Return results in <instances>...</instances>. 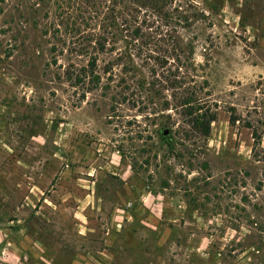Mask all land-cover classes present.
<instances>
[{
    "label": "rangeland",
    "instance_id": "374dc122",
    "mask_svg": "<svg viewBox=\"0 0 264 264\" xmlns=\"http://www.w3.org/2000/svg\"><path fill=\"white\" fill-rule=\"evenodd\" d=\"M169 1V64L155 77L176 71L177 42L190 47V86L216 114L206 140L185 137L175 92L147 91L152 46L138 57L110 43L87 92L76 76L94 52L82 40L100 26L77 15L87 6L0 0V264H68L76 252L88 254L77 264H264V0ZM115 206L136 222L106 235ZM81 211L95 228L85 239Z\"/></svg>",
    "mask_w": 264,
    "mask_h": 264
},
{
    "label": "trees",
    "instance_id": "16d2710c",
    "mask_svg": "<svg viewBox=\"0 0 264 264\" xmlns=\"http://www.w3.org/2000/svg\"><path fill=\"white\" fill-rule=\"evenodd\" d=\"M87 7L84 12L77 11L78 16H93L94 18H88L90 21H98L100 23L99 32L94 34H88L83 37V43H93L92 50L94 55H90L87 65L82 69L83 74L76 76V85H81L89 92L99 87L101 84L100 77L96 74L98 58L97 55L110 54L113 52L111 44H117L120 40L125 39L123 44L126 47H130L136 50V56L141 57L145 51L149 52V48L152 46L154 51L152 53L160 54V56H154L152 53L144 54L145 59L153 61V66L158 69L150 67L148 69L149 78L147 86L149 90L154 91L158 95L162 92L172 90L174 93L172 102L174 105L169 106V102L164 101L162 111L175 110L176 114L186 120L187 130L183 131L185 137L198 136L203 140H206L211 131V125L216 121V114L205 109L202 105V100L198 97V92L193 90L190 86L192 78L189 77L192 68L191 52H186L190 47L181 49L180 42L175 44L176 55L174 53V60L171 59V65L175 67V72L164 75L159 74L160 78L155 76L158 74V70L165 68L169 64L167 57V50L162 46H165L166 37L168 31L163 33L161 31L160 21H166L172 19L164 10L171 6L169 0H80ZM79 3V0H77ZM77 4V3H76ZM106 10V13H103ZM60 18V16H59ZM66 21V20H64ZM177 24L183 23V27L188 26V18L177 17ZM162 22V21H161ZM61 24H65L63 21ZM86 28H89L88 23H85ZM97 26V25H96ZM188 28V27H187ZM92 30V29H91ZM95 30V29H94ZM76 37L80 35V32L76 31ZM169 37H171L169 35ZM139 41V42H138ZM139 44H137V43ZM82 43V44H83ZM80 44V45H82ZM174 45V44H173ZM82 48V46L80 47ZM90 45L80 50L81 52H88ZM145 49V51H143ZM185 53L189 57H185ZM125 59L130 58V53L125 48L123 52ZM183 55V56H181ZM121 60V59H120ZM176 63V65H175ZM146 65V64H145ZM128 72H135L136 67L133 65L127 67ZM134 76L139 75V72L132 74ZM145 83L139 80V87L145 90ZM159 89V90H156ZM237 120L233 119L232 124ZM169 134L163 137V142L169 144V149L172 150L173 145L170 142Z\"/></svg>",
    "mask_w": 264,
    "mask_h": 264
},
{
    "label": "crops",
    "instance_id": "0c3cea01",
    "mask_svg": "<svg viewBox=\"0 0 264 264\" xmlns=\"http://www.w3.org/2000/svg\"><path fill=\"white\" fill-rule=\"evenodd\" d=\"M85 195H86L85 197L90 198L92 196V192L87 191ZM87 204H88L86 206L87 208H88V206H92V205H90V203H87ZM128 218L129 219L131 218V223H128L129 222ZM73 219L76 222V227L79 230V231H77L78 232L77 236H79L81 239H85L87 236H89L90 234L95 232V228H93L89 225L90 220L85 216L84 211L77 212V214H75L73 216ZM105 222H106V226L108 227L107 233H106V235H107L108 233H110V230H113L115 232H120V230L122 229V226H125L127 224H132V225L135 224L136 218L133 216V214L129 210H127L123 207L117 208L115 206V207H113V209L108 214V218H106ZM100 252H99V254H100ZM20 254H21V252L19 251V255H18V253L14 254L11 256V258H14L15 260L18 258H22ZM82 255H88V254L86 252H84V253L76 252V253H74V259H71L68 264L79 263L77 258L83 257ZM41 260L44 261V259H41ZM6 262H9L10 264L15 263V261H13V259L11 260L9 258Z\"/></svg>",
    "mask_w": 264,
    "mask_h": 264
},
{
    "label": "water",
    "instance_id": "95a60500",
    "mask_svg": "<svg viewBox=\"0 0 264 264\" xmlns=\"http://www.w3.org/2000/svg\"><path fill=\"white\" fill-rule=\"evenodd\" d=\"M167 135H168V131H164L163 136H167Z\"/></svg>",
    "mask_w": 264,
    "mask_h": 264
}]
</instances>
